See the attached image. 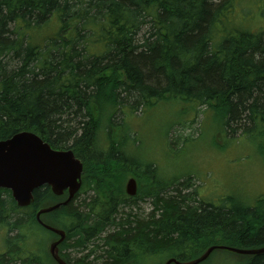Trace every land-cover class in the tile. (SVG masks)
Listing matches in <instances>:
<instances>
[{"label":"trees","instance_id":"16d2710c","mask_svg":"<svg viewBox=\"0 0 264 264\" xmlns=\"http://www.w3.org/2000/svg\"><path fill=\"white\" fill-rule=\"evenodd\" d=\"M253 1L0 0V141L32 132L54 149L72 150L84 166L81 192L41 217L66 233L59 247L65 262L165 264L196 260L213 246L264 248V195L252 206L214 205L199 203L191 178L157 182L160 170L136 150L131 127L136 113L162 102L205 106L228 137L259 136L253 142L264 158V31L236 25L238 10ZM255 1L250 6L264 13V0ZM54 24L40 46V32ZM121 115L125 126L111 133ZM130 177L138 182L133 198L125 189ZM148 183L153 208L139 216L132 207ZM34 196L21 209L10 191L0 192V227L10 231L0 264H57L48 242L58 236L36 214L67 195L45 186ZM41 233L49 239L37 242ZM220 252L232 264H264V254L224 250L207 261Z\"/></svg>","mask_w":264,"mask_h":264},{"label":"rangeland","instance_id":"374dc122","mask_svg":"<svg viewBox=\"0 0 264 264\" xmlns=\"http://www.w3.org/2000/svg\"><path fill=\"white\" fill-rule=\"evenodd\" d=\"M255 2V0L249 2L243 9L238 10L239 18L236 22L240 23L236 25L239 28L255 32L264 31V13L257 12L255 6L259 1L250 6ZM49 26L40 32L42 33L39 37V40L42 39L39 42L40 46L48 35L57 31V24ZM135 116L137 117L132 120L131 127L136 132L138 140L136 150L149 155L160 170L161 176L156 173L157 182L170 185L171 181L184 182L191 178L189 190L197 194L195 198L199 203L214 205L224 203V200H233L234 203L241 202L246 206H252L256 198L264 195V158L253 142L258 140L259 136L228 137L223 132L221 120H214L205 106L192 110L187 105H167L162 102L146 111H139ZM126 122L125 116H119L113 121L111 133L122 130ZM108 125L104 126L100 139H107ZM136 136L129 135V138L133 139ZM129 146L133 148L132 143ZM151 183L155 184L154 180ZM151 183H148L147 191L137 201V206L132 207L133 212L139 216L148 215L153 208L152 199L146 196L151 191ZM86 196L87 194L83 193L78 201H82ZM2 199L6 200V195ZM6 210L7 217L13 216L11 209ZM9 232L8 228L3 230L0 227V253H4V239L8 237ZM48 239L45 233L37 236V242ZM50 242L51 240L48 243ZM32 246L37 249L36 245ZM37 246L40 248L39 244ZM67 252L72 258L78 256L71 249ZM153 263L155 262L148 264ZM202 264L232 263L220 252Z\"/></svg>","mask_w":264,"mask_h":264},{"label":"water","instance_id":"95a60500","mask_svg":"<svg viewBox=\"0 0 264 264\" xmlns=\"http://www.w3.org/2000/svg\"><path fill=\"white\" fill-rule=\"evenodd\" d=\"M83 163L72 150H55L32 132H21L8 140L0 141V189L10 190L20 208L31 206L35 202L34 192L44 186L51 188L55 196L68 197L54 206L42 208L36 219L46 230L59 236V240L49 245V254L58 264H68L59 255V245L66 239V233L45 224L41 217L68 206L82 187ZM138 186L134 178L126 184L127 195H137ZM1 216V215H0ZM227 250L241 255H261L259 250H239L229 247H211L201 257L189 262L170 259L166 264H201L215 250Z\"/></svg>","mask_w":264,"mask_h":264}]
</instances>
